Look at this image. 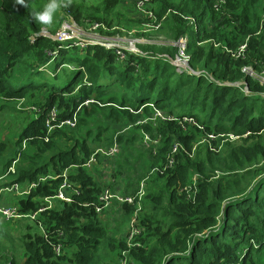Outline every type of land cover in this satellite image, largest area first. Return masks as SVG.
<instances>
[{"label":"trees","instance_id":"trees-1","mask_svg":"<svg viewBox=\"0 0 264 264\" xmlns=\"http://www.w3.org/2000/svg\"><path fill=\"white\" fill-rule=\"evenodd\" d=\"M121 3L107 0L104 16L87 17L105 23L106 13ZM214 3L153 0L158 18L173 10L196 20L194 30L181 16L170 14L162 28L167 27L173 40L187 36L195 73L176 72L170 61L176 53L173 47L159 51L168 58L130 55L119 63L112 52L95 46L61 49L52 62L53 73L47 75L42 70L48 61L45 53L56 44L44 37L29 42L44 27L33 19L38 9L32 0H26V6L18 0H0V110L5 102L26 99L33 103L44 98L40 113L17 141L16 156L29 163L24 166L8 159L2 176L13 165L15 173L8 174L12 181L3 182L0 189L15 183L26 187L52 177L28 198L17 201L24 214L39 209L34 199L56 195L64 173L78 191L71 203L57 201L34 220L36 226L43 225L46 236L22 232V259L0 250V264H93L107 228L100 219L103 213L94 208L101 189L84 164L97 151L96 144L108 149L114 142L124 147L123 165L131 170L123 173L120 153L116 179L123 188L118 191L134 194L141 182L146 188L140 219L143 230L137 238L141 246L130 251L133 264H264V84L241 72L242 67H251L264 73V27L260 30L264 0H224L220 11ZM69 13L76 21L83 15L80 7L70 8ZM247 38L245 60L235 61L222 52V46L235 50ZM204 42L211 44L200 46ZM54 107L60 113L48 131L45 121ZM154 110L177 121H161L154 135L153 127L142 123ZM184 117L201 129L192 124L181 127L179 120ZM101 118L133 125L135 130H128L132 138L118 135L113 140ZM73 120V127L66 124ZM139 131L158 140L157 144L141 145ZM201 132L206 136L201 143L214 147L225 143L222 150L212 154L202 144L192 151ZM207 135L218 137L209 141ZM237 139L243 144L226 141ZM135 142L142 148L137 155L128 153ZM175 144L182 149L173 155V166L164 170ZM22 145L25 150L34 149V155L22 152ZM3 151L0 141V157ZM132 207H124L126 214ZM161 210L164 213L157 217ZM59 242L62 252L57 256L53 248Z\"/></svg>","mask_w":264,"mask_h":264},{"label":"rangeland","instance_id":"rangeland-1","mask_svg":"<svg viewBox=\"0 0 264 264\" xmlns=\"http://www.w3.org/2000/svg\"><path fill=\"white\" fill-rule=\"evenodd\" d=\"M106 1L107 0H70L69 6L67 8H64L62 11H60L57 14L54 24L51 27H43V28L51 34L56 33L59 30L63 21L67 20L68 18H74L69 13L70 8L72 10H75L78 7L81 8L83 15H81L80 20L78 22L94 20L93 17H87V15L89 14L92 16L96 15L98 17H102L104 16L103 9L105 7ZM46 2L47 0H32L33 6L38 10H40L41 7ZM105 21H106L105 23L101 21L100 22L110 29L117 27L118 30L98 31L96 33V36L94 37L96 40L102 42L117 43L122 46H127V44L132 40L143 39L147 42V44L137 45V48L141 51V53L144 56H156V57L161 56L164 58H168L167 53H159V51L161 50V46L159 44L161 42L173 40L170 38V35L167 33L168 31L167 27H164V30L163 31L161 30L162 32L160 33H154V32L146 33V34L141 33L143 27H141L140 21H138V19L135 18V13H133L132 9L129 7L128 0H125L114 10H110L108 13H106ZM210 44L211 43H205V44H201L200 46H206ZM45 58H47V55L45 56ZM53 67H54V63H51L50 65L47 66V70L49 71L47 75L53 73L52 71ZM197 69L199 70L201 68L197 67ZM253 75L258 76L260 78L259 80L260 82L264 80V73L254 72ZM250 77L253 78L252 75ZM43 99L40 96L38 100L33 103L29 102L26 99L20 101L5 102L4 104H6V106L0 110V141L1 144H3L4 146L3 154L0 157V178H1L0 184H2L5 181H12V177L8 175L9 174L8 168L6 174L2 176L3 165L8 161V159H13V160L15 159L18 162V164H22L24 166L28 165L29 160H23V159L20 160V154L16 156L17 149L19 148V145H17V141L25 126L31 120L35 119L36 116L40 113L41 111L40 107L41 105H43ZM34 109L38 110L39 112L35 113ZM54 109H56V111L59 112V110L56 107H54ZM153 114L149 118H144L142 123H149L148 125H151L153 127V134L156 135L155 133L156 128L161 123V120L158 121L152 120ZM161 114L166 119L172 117V116H168L164 112H161ZM100 120L104 125L108 126L110 130V137L113 140L116 139L118 135H124L127 138H132L128 130L129 129L135 130L133 125H129L127 122H123L121 124H113L109 121H105L103 118H101ZM139 134L141 137L139 143L144 146L143 144L144 137L145 136L149 137L150 135L144 134L143 131H139ZM211 136H213V138L210 139L209 141L211 140L215 141L218 137L214 135ZM154 138H158V136H155ZM204 138H206L205 134H203L202 132L199 133V135L196 137V140L192 143V151L195 150V147L197 145L204 144L208 146V149L211 151L212 154H215V153H219L222 150L223 145L225 144L219 142L218 147H214L212 143L211 146H209L206 142L201 143L204 140ZM230 138H232V136H230ZM226 141H230L231 144H237V145L243 144L242 142L243 140L241 139H237L234 141L232 140H226ZM89 143L90 142L87 141V144ZM180 144L182 148L185 149L184 145H182V143ZM117 146H118V155L116 157H110L106 155L108 149H106L104 145L100 143L96 144L95 148H97V151L95 152L97 153L96 154L97 163L90 169H86V173L95 180V182L99 185V187L101 188L111 187L115 189V191L122 190L123 188V187L121 188L120 186L121 184L120 180L116 179L117 169L115 162L119 157L120 153L121 155L118 159V162L122 164L124 168L123 173L127 175L131 171L126 166L123 165L125 163V158L127 155L126 152L122 153L124 147L123 146L121 147L119 145ZM22 150H23L22 152H26V155L29 156L34 155V149L25 150V145H22ZM140 150H142V148L136 145L135 142L132 145V149L128 150V153L137 155V152ZM191 156L193 158V155ZM11 167L14 168V165ZM14 173L11 172V174ZM192 180L195 181L196 178L194 177L192 178ZM23 188H25V186ZM144 190L146 191V188ZM189 190H193V188H189ZM16 196L17 195H14L12 193L3 192L1 195L2 198L0 200L1 203L0 205L15 206L19 199L24 198V197H16ZM143 201H141L135 207H132V212L130 214H126L127 209L124 208L125 206H119L118 204L113 203V208L104 211L103 214L100 215L101 222L107 228L106 229L107 234L106 237L103 239L101 245L99 246L93 264H133V259L130 257V254L127 256H123L122 252L128 249L124 243L126 241V233L128 231V227L131 220L135 218L139 225V228H141L140 219L144 212V205H145ZM163 213L164 211L161 210V212L157 214V217H161ZM26 226L27 228L25 230ZM141 229L143 230V228ZM27 231L43 234V225L38 223V226H36V223L29 219H21L12 222H5L0 217V250H4L5 251L4 253L8 255H12L18 259H22L23 258L22 241L20 237L22 235V232L25 233ZM136 242H138V240ZM123 245L126 247V249L123 248Z\"/></svg>","mask_w":264,"mask_h":264},{"label":"built area","instance_id":"built-area-1","mask_svg":"<svg viewBox=\"0 0 264 264\" xmlns=\"http://www.w3.org/2000/svg\"><path fill=\"white\" fill-rule=\"evenodd\" d=\"M128 2H129V7L132 9L133 13H135V17H137V19L140 21L141 27H143L141 33L144 34L151 32L160 33L163 24L164 22H166L168 16L170 14H175V15L178 14L173 10H168L161 18H158L154 11L155 9H154L153 0H128ZM223 4H224V0H215L214 9L216 11H220ZM178 15L181 16V18H183L185 21H187L188 24L194 30L197 29V22L194 18L183 16L180 14ZM262 27H264V14L261 17L260 30L262 29ZM115 30H118V28L114 27L110 29L101 22H97L93 20L78 22L74 18H68L67 20L62 22L59 30L56 33L51 34L48 31H46L44 28H42L38 34L29 37V42L33 43L37 37H44L52 40L56 44V47L54 48L53 51H46L45 53V56L47 55L46 59H48V61L44 65L42 70L46 71L47 73L49 72L47 70V66L50 65L55 58L58 57L61 49L70 50L72 48H76L77 50H82L87 47L97 46L112 52L116 56L117 62L119 63L124 62L130 55L144 56L141 53V51L137 48V45L147 44V42L143 39L132 40L127 44V46H122L117 43L98 41L94 38L98 31H115ZM247 41L248 38L243 43H241L235 50H231L228 49L227 47L222 46V52L229 55L230 58L235 61L245 60L246 57L244 56V54L247 52ZM206 42H211L215 46L220 47V45L215 43L214 41H206ZM200 44L201 43H199V45ZM159 45L162 48H168V47L175 48L176 50L175 56L170 61L171 64L175 67L176 72L180 74L195 73L191 68V63H190L191 56L190 54L187 53V48H188L187 36L181 37L178 40L161 42ZM63 66H60L59 69H61ZM59 69L57 71H59ZM241 72L248 75L249 77L252 75L253 78L258 81L260 80L258 76L253 75L254 70L251 67H242ZM260 84L263 85L264 80L261 81ZM241 85L244 86L243 84ZM243 88L244 91L247 92L246 88L245 87ZM129 111L131 113H134L131 110ZM34 112L38 113L39 111L34 109ZM57 115L58 112L54 108L47 114L45 125L48 128V131H50L53 128V122H55ZM152 120L167 121L170 120V117L166 119L159 110H154ZM171 120L177 121V119L175 118H171ZM66 124L73 127L75 124V120H73L72 122H66ZM179 124L181 125V127H183V125L185 124H189V125L192 124L197 126L199 129H201V127L198 126L193 119L187 117H184L181 120H179ZM212 138L213 136L207 135V140H210ZM157 142L158 140L153 141L147 136H145L143 139V144L146 146L157 144ZM181 149L182 148L179 144H175L172 147L171 156L168 158V162L165 165L164 170L169 169L173 166L174 163L173 155L178 153ZM96 154L97 153L95 152L90 157V159L84 164V168L90 169L97 163V158L95 157ZM106 155L110 157H115L116 155H118L117 144H113L111 147H109L108 151L106 152ZM8 172L14 173V168L13 167L9 168ZM62 177H63V182L59 186L55 196L45 197L43 199H34V202H37L39 204V209L36 212L24 214L20 212L17 205L15 206L0 205V217L5 222H12L21 219H29L31 221H34L38 219L39 217L38 215L40 213H44L45 211L51 209L56 204L57 201L63 203H71L72 197L74 195H77L78 191L67 182L66 180L67 177L65 173L62 175ZM47 179H52V177L47 176L45 178H40L38 181L30 183L25 188L15 183L9 187L0 189V200L2 198L1 195L3 192L12 193L14 195H17L16 197H24L22 199L28 198L30 192L36 189L40 183L44 182ZM100 189H101L100 192L96 195V204L94 205L96 213H103L104 211L113 208V203H116L119 206H136L142 201L144 197L145 185L144 182H141L139 185V190L136 192V194L133 195H126L122 192L115 191L111 187H103V188L100 187ZM187 192L189 193V190ZM190 192L193 193V190H190ZM43 234L45 235L44 230H43ZM140 234H141V228H139L136 219L133 218L129 224L128 231L126 233V241L124 243L128 249L122 252L123 256L129 255L132 249L141 246L140 243L136 242ZM61 236H62V232H59L58 237ZM53 249H54V253L57 256L61 255L62 244L60 242L57 243Z\"/></svg>","mask_w":264,"mask_h":264},{"label":"clouds","instance_id":"clouds-1","mask_svg":"<svg viewBox=\"0 0 264 264\" xmlns=\"http://www.w3.org/2000/svg\"><path fill=\"white\" fill-rule=\"evenodd\" d=\"M18 3L26 6V0H18ZM69 4L70 0H47L40 10L33 13V19L44 27H51L57 14Z\"/></svg>","mask_w":264,"mask_h":264},{"label":"crops","instance_id":"crops-1","mask_svg":"<svg viewBox=\"0 0 264 264\" xmlns=\"http://www.w3.org/2000/svg\"><path fill=\"white\" fill-rule=\"evenodd\" d=\"M124 1H125V0H121V2H124ZM135 18H137V17H135ZM133 19H134V18H133ZM138 190H139V188H138ZM138 190H137V191H138ZM137 191H136V192H137ZM136 192H135L134 194H136ZM126 195H133V194H126ZM144 196H145V190H144ZM143 199H144V197H143ZM143 199H142V201H143Z\"/></svg>","mask_w":264,"mask_h":264}]
</instances>
